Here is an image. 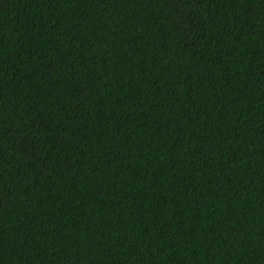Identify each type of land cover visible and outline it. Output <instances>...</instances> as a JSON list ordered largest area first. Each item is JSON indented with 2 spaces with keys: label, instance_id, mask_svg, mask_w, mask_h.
I'll return each mask as SVG.
<instances>
[{
  "label": "trees",
  "instance_id": "1",
  "mask_svg": "<svg viewBox=\"0 0 264 264\" xmlns=\"http://www.w3.org/2000/svg\"><path fill=\"white\" fill-rule=\"evenodd\" d=\"M0 264H264V0H0Z\"/></svg>",
  "mask_w": 264,
  "mask_h": 264
}]
</instances>
